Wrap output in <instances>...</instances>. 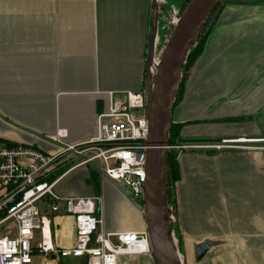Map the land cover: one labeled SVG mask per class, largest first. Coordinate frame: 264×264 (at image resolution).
I'll use <instances>...</instances> for the list:
<instances>
[{"label":"crops","instance_id":"obj_1","mask_svg":"<svg viewBox=\"0 0 264 264\" xmlns=\"http://www.w3.org/2000/svg\"><path fill=\"white\" fill-rule=\"evenodd\" d=\"M154 2L0 0V148L11 143L54 155L95 138L108 94L144 89ZM215 21L171 123L183 125L186 144L250 141L177 157L174 224L184 264L196 261L204 242L209 258L198 264L211 256L214 264H264V149L256 145L264 143V0H228ZM79 169L78 187L60 196L99 194L106 233L146 229L115 184L100 178L96 189L87 166ZM51 228L56 246H74L73 217H53Z\"/></svg>","mask_w":264,"mask_h":264},{"label":"built area","instance_id":"obj_2","mask_svg":"<svg viewBox=\"0 0 264 264\" xmlns=\"http://www.w3.org/2000/svg\"><path fill=\"white\" fill-rule=\"evenodd\" d=\"M108 97L107 112L98 117L97 135L89 142L64 147L54 155L31 147L0 148V264H35V260L55 264L68 258L81 260V264H119L121 258L152 257L146 229L105 232L103 198L99 194L68 197L55 191L63 177L87 166L115 184L135 208L142 207L148 148L144 89L109 93ZM57 136L61 144L64 134L59 132ZM240 140L226 139L206 146L170 144L167 150L234 149ZM64 161L67 163L61 165ZM62 167L66 172L49 182ZM60 215L74 219L75 244L71 249H61L53 242L52 218Z\"/></svg>","mask_w":264,"mask_h":264},{"label":"water","instance_id":"obj_3","mask_svg":"<svg viewBox=\"0 0 264 264\" xmlns=\"http://www.w3.org/2000/svg\"><path fill=\"white\" fill-rule=\"evenodd\" d=\"M227 1L191 0L177 19L156 65L154 62L157 39L156 18L152 21L148 35L144 75L148 148L143 205L142 208L138 207V210L144 215L154 264H182L172 238L169 224L171 210L168 209L167 203L169 195L166 181L168 175L166 150L169 145L172 108L184 63L202 32L205 20L217 6ZM153 68L154 75H152ZM208 248L209 244L206 242L196 247V261L201 260Z\"/></svg>","mask_w":264,"mask_h":264},{"label":"rangeland","instance_id":"obj_4","mask_svg":"<svg viewBox=\"0 0 264 264\" xmlns=\"http://www.w3.org/2000/svg\"><path fill=\"white\" fill-rule=\"evenodd\" d=\"M182 2H183V0H156V3H154V5H153V8L155 9V17L152 16L153 17L152 21H153V19L156 18V21L158 19V23H159V31L157 33V39H156V45H155L156 56L160 52L162 54V50H163L167 40L169 39V35L171 34V32L174 29V25L175 24H173L172 20L174 18H176V20H177L179 18V16L183 13L182 8H181ZM221 8H222L221 5L217 6V8H215L216 10H213L208 15V18L205 20L206 22L204 24L202 32L199 35L195 45L197 44V42H199V43L202 42V39L204 37L203 36L204 32L207 31L210 28V25L212 24L213 15H216L217 12H219L221 10ZM190 60H191V58H187L185 65L188 62H190ZM154 62H157V60H155ZM184 77H185V74L183 75V78ZM180 137H181V135H180ZM181 138L183 139V137H181ZM197 142H199V141H197ZM220 142H222V141H220ZM238 144H236V146ZM169 145H168V147H169ZM256 145H257V147L259 149H264V143H256ZM202 146H206V145L203 144ZM169 150H173V151L177 152V156H179L180 154L183 153V151L184 152H198V151L206 150V151L212 152V150H215V149H213V148L212 149H202V148H200L198 150H195V149H190L189 150L188 149V150L178 151V150H174L172 148H169ZM169 150H166V152L169 151ZM82 171H83L82 169H79V170L77 169L76 171L72 172L69 175V177H67L66 179L62 180L56 186L55 191L60 192L59 195H61V194L65 195L70 190L73 191L74 189H76L78 187V184H75L74 178L77 177V175H79L80 173H82ZM101 190L102 189L100 187L99 191L102 192ZM123 191L127 192V189L125 187H123ZM168 192H169V194H171V187L168 189ZM103 193H104V191L102 192V194ZM167 203H168V198H167ZM169 203H170V205L168 204V209L173 212V210H172L173 209V204H172V202H169ZM140 208H142V207H140ZM136 209L138 210V208H136ZM141 214L143 215L142 212H141ZM143 217H144V215H143ZM174 223H175V221L174 222L171 221V223H169L170 224V228L172 230V238L174 240V245H175V247L177 249V253H178V255L180 254V256L182 257V260H183L184 256L187 254V252L184 250V243L182 242V238L180 237L178 229H176V226H175ZM189 250L192 252V247H190ZM207 253L208 252H206L205 256H203V258H202V259H204L206 261L209 258ZM216 257L217 256H211L210 261H209L211 263H209V264H214V261H215ZM144 259L145 258L140 257V256L139 257L138 256H132V257H129V258H121L119 264H154L152 257L151 258H147L146 257L145 261H144ZM191 260H192L193 264H198V262L194 261V257L191 258ZM195 260H196V258H195ZM35 264H41V263H40V261L35 260ZM55 264H81V260L74 259V258H72V259L71 258L60 259ZM182 264H184V261H182Z\"/></svg>","mask_w":264,"mask_h":264},{"label":"trees","instance_id":"obj_5","mask_svg":"<svg viewBox=\"0 0 264 264\" xmlns=\"http://www.w3.org/2000/svg\"><path fill=\"white\" fill-rule=\"evenodd\" d=\"M190 1L191 0H183V2L181 4L182 11H184L185 7L187 6V4ZM214 10H216V9H214ZM218 13L219 12H217L216 15H213L212 24L210 25V28L207 31L204 32V34H203L204 37L202 39V42L201 43L197 42V44L190 50L191 52L189 53L187 58H191V60L186 65H185L186 61L184 63V67H183V69L181 71L180 82H179V85H178V88H177V91H176L177 95H176V99H175L174 105L179 101V98L181 97V91L183 89V84H184L183 75L184 74L186 75V73L193 66V63L195 62V60L201 55V53L203 51L202 50L203 45H204L206 39L208 38V34L213 29L214 23L216 22L215 19H216ZM156 23H157V33H158V31H159L158 19H157ZM156 37H157V34H156ZM160 56H161V52L158 53L155 58L159 59ZM182 126L183 125H176V124L171 123L170 129H169V135H168L169 144H171V145H173V144L179 145V144H183V142H186L184 139H182L180 137V132L182 130ZM4 145L7 148L16 147L17 146V145L11 144V143L10 144L9 143H4ZM177 157H178L177 156V152H175L173 150L167 151L166 167L168 168V175H167L166 181H167L168 189L171 187V194H169V192H168V195H169L168 196V204L169 205H170L169 202H172V204H173V198H174V195L172 194L173 185L179 179V166L177 164ZM64 163H67V162L64 161L61 165H64ZM66 169L67 168H63V167L58 169V171L55 172L54 175L51 176L48 179V181L49 182H53L55 180V178H58L60 175H62L64 172H66ZM87 169H88V172H89V175H90L89 182H91V184H93L94 187L96 189H98V187L100 186V183H99L100 174H99V172H97L95 169H92L91 167H87Z\"/></svg>","mask_w":264,"mask_h":264},{"label":"bare ground","instance_id":"obj_6","mask_svg":"<svg viewBox=\"0 0 264 264\" xmlns=\"http://www.w3.org/2000/svg\"><path fill=\"white\" fill-rule=\"evenodd\" d=\"M172 22H173V24H176V23H177L176 18H175ZM241 142H246V141H245V139H241V140L239 141V143H241ZM179 259H180V263H182V261L185 262V258H183V260H182V257L180 256V254H179Z\"/></svg>","mask_w":264,"mask_h":264},{"label":"flooded vegetation","instance_id":"obj_7","mask_svg":"<svg viewBox=\"0 0 264 264\" xmlns=\"http://www.w3.org/2000/svg\"><path fill=\"white\" fill-rule=\"evenodd\" d=\"M174 19H175V18H174ZM174 19H173V20H174ZM173 20H172V21H173Z\"/></svg>","mask_w":264,"mask_h":264}]
</instances>
